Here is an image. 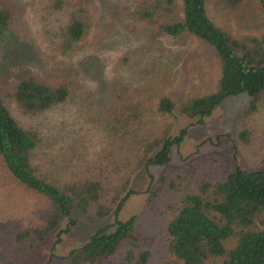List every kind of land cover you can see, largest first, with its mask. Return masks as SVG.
<instances>
[{
	"label": "trees",
	"instance_id": "1",
	"mask_svg": "<svg viewBox=\"0 0 264 264\" xmlns=\"http://www.w3.org/2000/svg\"><path fill=\"white\" fill-rule=\"evenodd\" d=\"M14 5V0H0V40L14 34ZM34 5L41 7L40 38L49 58L70 57L87 49L84 41L99 18L95 0H26L22 9ZM217 5L234 14L239 33H231L210 17L207 0H180L181 14L174 0H136L128 7L127 18L153 26V39L169 35L182 44L194 36L205 43L217 59V79L209 90L196 86L176 101L166 92V76L146 99L133 97L129 83L115 77L112 97L122 106L103 123L107 142L115 145L102 146L84 174L69 178L62 174L60 166L73 165L74 157L66 154L61 160H66L64 166L55 159L51 162L56 166L50 169L51 165L44 168L37 163L39 152L44 154L43 147L50 142L45 143L39 127L20 124L0 96V158L13 180L44 203L11 230L0 264H21L55 228L56 241H61V235L76 223L72 205L82 212L93 206L96 216L114 213V218L82 244L66 254L51 255L44 264L149 263L150 250L141 246L137 234V216L120 219L117 214L124 200L136 192L130 186L136 170L167 163L172 147L187 134V125L172 133V111L199 123L226 97L246 93L249 99L240 111L239 139L247 143L249 118L264 99V0H217ZM61 13L66 21L53 26V18ZM77 69L68 63L53 67L45 77L26 74L10 95L24 114L44 115L71 97ZM216 161L217 156H211L187 162L175 176L162 173L148 188L149 208L166 218L167 245L157 264H264V168L235 165L223 177L202 179V171ZM110 176L117 182L108 186Z\"/></svg>",
	"mask_w": 264,
	"mask_h": 264
},
{
	"label": "rangeland",
	"instance_id": "2",
	"mask_svg": "<svg viewBox=\"0 0 264 264\" xmlns=\"http://www.w3.org/2000/svg\"><path fill=\"white\" fill-rule=\"evenodd\" d=\"M174 1L176 12L181 14L180 0ZM95 2L99 18L84 41L87 49L70 57H48L40 38L41 7L34 5L22 9L26 0H14V34L0 40V96L20 124L39 127L45 143L50 142L43 147L44 154L39 152L35 159L37 163L44 168L51 165L50 169L56 166L52 165V159L64 166L66 160L61 161L64 154L66 158L74 157L70 160L73 165L60 166L64 170L62 174L68 178L86 173L102 146L114 148L115 142L106 140L103 123L112 110L122 106L112 97L111 84L115 77L121 76L129 83L133 97L146 99L157 87L158 80L166 76V92L180 101L193 87L209 90L218 75L217 59L196 37L192 36L182 44L169 35L153 39L150 23L127 18L126 10L133 7L136 0ZM207 10L216 23L233 34L239 33L234 14L219 7L217 0H207ZM64 21L66 15L61 13L57 19L53 18L52 24L57 26ZM68 63L75 64L79 72L74 77L76 85L71 97L44 115L32 117L24 114L10 95L16 82L29 73L45 77L53 67ZM144 70L148 73L144 74ZM248 99L246 93L228 96L199 123L196 118L172 111V133L187 125V134L178 146L172 147L167 163L142 165L133 174L130 186L136 192L124 200L117 216L120 219L132 214L137 216L140 244L151 253L148 264H157L167 245L166 218L148 206V188L154 185L160 174L175 176L183 164L198 163L211 156H217V161L202 171V179L223 177L235 165L249 170L264 168V99L249 118V141L239 139V115ZM53 136L57 138L52 139ZM116 182L117 179L110 176L106 184L111 186ZM43 205L40 196L13 180L0 158V262L11 230L23 221L24 216L33 215L35 208ZM71 211L76 223L61 235V241H56L57 228L53 229L30 250L21 264H44L51 255L66 254L114 218V213L96 216L93 206L88 212H82L72 205ZM65 221L66 218L62 219L59 226H64Z\"/></svg>",
	"mask_w": 264,
	"mask_h": 264
}]
</instances>
